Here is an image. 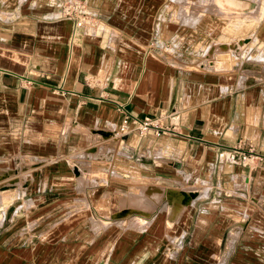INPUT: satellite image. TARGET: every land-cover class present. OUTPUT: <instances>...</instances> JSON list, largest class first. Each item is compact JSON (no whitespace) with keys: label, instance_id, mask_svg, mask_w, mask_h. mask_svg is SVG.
I'll use <instances>...</instances> for the list:
<instances>
[{"label":"crops","instance_id":"1","mask_svg":"<svg viewBox=\"0 0 264 264\" xmlns=\"http://www.w3.org/2000/svg\"><path fill=\"white\" fill-rule=\"evenodd\" d=\"M84 1L94 22L72 35V21L59 16L63 0H0V202L11 193L0 203V264H34L38 244L17 235L47 229L51 214L66 213L65 221L78 199L94 195L103 204L87 205L92 234L85 211L64 227L77 232L74 264L87 263L83 256L96 264L105 246L107 264L109 243L95 240L96 231L135 218L145 232L164 204L151 207L147 187L169 182L195 187L185 191L192 201L170 226L164 211L170 248L145 241L153 249L142 262L264 264V160L256 168L226 161L239 140L264 156V63L241 52L230 69L214 68L209 44L201 47L219 28L243 37L253 9L243 11L246 0H204L232 18L222 25L203 15L190 26L169 13L173 0ZM118 106L137 119L173 112L178 134L113 137ZM118 178L127 185L112 193L125 206L111 211L109 181ZM40 252L36 264H49Z\"/></svg>","mask_w":264,"mask_h":264},{"label":"rangeland","instance_id":"2","mask_svg":"<svg viewBox=\"0 0 264 264\" xmlns=\"http://www.w3.org/2000/svg\"><path fill=\"white\" fill-rule=\"evenodd\" d=\"M177 1L179 3H173L170 7L169 13L172 12V16L175 18V14H177L178 17L182 18V22L184 24H188L190 26H194L195 24H198L201 21V18H203L205 15L206 18L210 17L211 20L213 21H218L222 25H225L226 22L231 19V14L230 15H224L222 12H216L214 10H207V6L209 3H206V1L203 0V3L201 0H173ZM86 3V1H84ZM247 5L243 8V11L246 12L247 10L253 9V11L250 14L252 19L250 20H243V34L245 35H250V37L244 38H238L235 39L236 35L234 34L235 31L233 30L234 28L230 29L229 31H232V33L228 34L224 33V29H221L222 32L219 33L218 31H221L220 28L216 29V31H212L209 34V37L206 38L205 44H202V48L206 46L207 44L208 47H206V53L205 57L206 59H210L209 64H213L214 68H217L219 66L225 67V69H230L233 64L235 63V56L236 54H241V57H247V60H257L261 61L264 63V0H247ZM87 5V4H86ZM211 5V4H210ZM187 6L185 11V7ZM262 7V8H261ZM260 14V17H259ZM203 16V17H202ZM247 18V16H246ZM249 18V17H248ZM245 19V16H244ZM196 20V21H194ZM247 29V30H245ZM186 31V30H183ZM255 34H259L255 36ZM217 35H224L225 37H217ZM194 39V38H193ZM247 39L249 40V43H247ZM185 38H184V43H185ZM241 43V44H240ZM201 47L198 49L200 50ZM251 50V52H249ZM244 57V58H245ZM207 61V60H206ZM242 62L241 67L248 68L251 65H254V63L251 62H244L243 60H240ZM218 62V64H216ZM208 64V62H207ZM260 67L261 64H255ZM264 67V66H263ZM132 135V134H131ZM135 136V135H134ZM136 137V136H135ZM167 137V136H165ZM245 141L246 140H242ZM248 143L252 144L250 140H247ZM112 154V153H110ZM2 173V172H1ZM14 174V171L7 170L5 175H12ZM15 178V177H14ZM2 179V178H1ZM12 179V178H10ZM7 179V180H10ZM3 182V181H2ZM1 182V183H2ZM169 182V181H167ZM0 183V184H1ZM4 183V182H3ZM11 184V183H8ZM6 184L9 188L13 186ZM173 183H164L160 186L151 185L150 187H147V194L150 196H147L144 198L145 200H149L151 202V207L156 204L157 202H163V209H160L159 214L157 215L156 218V223H152L150 226L147 227L145 232H141L143 227H138L139 223L137 224V219L133 218L134 220H131V224H125L123 223L122 219H115V220H110L108 227L105 228H100L98 231H96L95 235H93L95 240H97L99 243L105 241V244L109 243V258L107 264H146L147 262H142L141 260L143 259L144 256L149 254V251L153 249V247H147L145 244L146 242L149 243H154V240L157 246L154 247L155 249H158L159 252H162L166 248L169 247V241L171 240V233L169 230L166 229H161L162 225V220L164 219V211L166 213V224L168 226L171 225L174 221L177 220V218L180 216L183 208L186 205H189L192 200H187L186 199V190L194 189L195 187H182L181 189H178L177 187L174 186ZM127 182H122V179H114L113 181H109V210L111 209L116 211L118 208H121L122 205L125 206L124 201H117L115 198V194L112 193L113 189H122V186H126ZM129 185V184H128ZM181 186H185V184H180ZM134 186L135 188H138L139 182H133L130 183V187ZM1 187V186H0ZM5 185L2 186L0 189H5ZM191 192L188 191L187 195L190 194ZM11 193H9L4 199L1 200L0 203H3L6 201ZM135 195V194H134ZM134 195H130L134 196ZM98 196V195H97ZM96 195L90 200L88 199V204L85 202V198L78 199L79 203L76 205L79 210L85 211L82 212V214H85L86 220H85V227L84 229L86 232L89 234H92L91 229H93V226H91L90 221L94 224V220L90 219L91 215L88 213L86 210L87 205L90 206H96L97 204H103L100 202L99 199H97ZM136 198V197H135ZM132 197L128 200L130 204L131 202L135 200ZM127 199V198H126ZM99 200V201H98ZM137 201V200H136ZM7 203L9 200L6 201ZM90 202V203H89ZM135 203V201H134ZM173 203L174 209H173V214H178L170 217V210H171V204ZM1 206V205H0ZM73 208V209H76ZM71 208V210H73ZM79 210H77L79 212ZM75 212V215L66 219L65 221H62V219L67 218L65 215L66 213H60V214H51L49 218L47 219L48 222V227L45 230H39L34 232H26V233H21L19 236L17 235L18 231L16 232L17 237L21 238H30L31 243L38 244L37 247L34 248V264H36V259L37 255L39 258L43 257L45 255V252L41 254V250L45 248L46 252L49 255V264H74V247L73 245H70V243H73V240L75 239L77 233L76 231H73L72 229L65 230L66 228L64 227L66 223L73 222L74 217L79 215V213ZM70 212V210L68 211ZM133 210H127L123 214L124 215H129L133 213ZM101 216V214H98ZM115 217L117 215H114ZM96 219V218H95ZM101 220V219H100ZM98 222V221H97ZM103 227L104 223L102 220L100 221ZM99 223V222H98ZM134 224V225H133ZM155 224H157L155 227H153ZM101 226L100 224H98ZM135 226V227H134ZM145 226V225H144ZM166 226V225H165ZM166 226V227H168ZM126 228V229H124ZM94 232V231H93ZM77 238V237H76ZM24 240V239H23ZM142 242V243H141ZM147 243V244H149ZM104 244V246H105ZM228 248V247H227ZM40 251L38 252L37 250ZM84 249V248H83ZM88 249V248H86ZM107 246H105L102 250V247H99V254L97 257V263L96 264H102V261L104 260L107 252ZM164 249V250H163ZM100 250H102L100 252ZM229 250V249H228ZM130 252V254H129ZM84 255V254H83ZM163 257V256H162ZM87 258V263L83 264H89V256L84 257ZM157 259L153 261L152 263L155 264H163L162 258L156 257ZM152 260V258H151ZM150 264V263H147Z\"/></svg>","mask_w":264,"mask_h":264},{"label":"built area","instance_id":"3","mask_svg":"<svg viewBox=\"0 0 264 264\" xmlns=\"http://www.w3.org/2000/svg\"><path fill=\"white\" fill-rule=\"evenodd\" d=\"M59 16L72 21V35L79 28L90 29L94 17L90 13L84 0H63L59 7ZM120 120L113 132V137L122 138L135 135L141 138L147 135L158 138L178 134V125L174 121L173 112H160L156 116L137 119L130 116L120 106L116 108ZM264 156L257 153L255 147L245 141L239 140L226 154V161L249 168H256L262 164Z\"/></svg>","mask_w":264,"mask_h":264},{"label":"bare ground","instance_id":"4","mask_svg":"<svg viewBox=\"0 0 264 264\" xmlns=\"http://www.w3.org/2000/svg\"><path fill=\"white\" fill-rule=\"evenodd\" d=\"M234 1H235V0H234ZM234 1H233V3H234ZM238 1H239V0H238ZM238 1H237V2H238ZM246 1H247V0H246ZM227 2H228V1H227ZM228 3H229V2H228ZM238 3H239V2H238ZM244 3H245V2H244ZM225 4H227V3L225 2ZM229 4H230V3H229ZM246 4H247V3H246ZM229 6H230V5H229ZM233 6H234V5H233ZM246 42L248 43L249 40H247ZM240 44H241V43H240ZM197 194H198V193H197ZM190 195H191V197H192L191 199H193V197H194V196H193L194 193H193L192 191H191ZM201 195H202V194H201Z\"/></svg>","mask_w":264,"mask_h":264}]
</instances>
